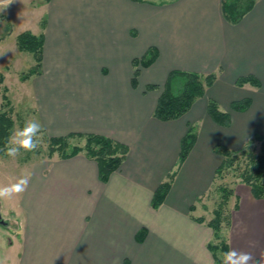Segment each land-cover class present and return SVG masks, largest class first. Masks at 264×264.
<instances>
[{"label":"crops","instance_id":"crops-1","mask_svg":"<svg viewBox=\"0 0 264 264\" xmlns=\"http://www.w3.org/2000/svg\"><path fill=\"white\" fill-rule=\"evenodd\" d=\"M39 2L41 28L32 31L43 33L45 43L42 72L29 78L33 114L50 136L99 133L126 143L129 152L107 182L84 151L35 159L20 208L1 209L16 223H0V261L215 264L208 246L214 231L193 216L211 210L202 205L207 198L198 199L212 190L224 160L215 147L238 150L256 133L264 135V0L237 23L225 17L223 0ZM150 47L158 51L156 60L137 66ZM174 69L215 72L217 78L185 115L164 121L154 111ZM246 75L261 85H238ZM246 97L252 99L247 110L231 109ZM211 98L230 112L229 125L210 116ZM191 127L196 143L165 201L154 208L153 194L175 168ZM231 200L229 250L250 251L256 264H264V198L239 181Z\"/></svg>","mask_w":264,"mask_h":264},{"label":"trees","instance_id":"trees-1","mask_svg":"<svg viewBox=\"0 0 264 264\" xmlns=\"http://www.w3.org/2000/svg\"><path fill=\"white\" fill-rule=\"evenodd\" d=\"M256 0H223V12L228 21L237 23L249 10H251ZM45 37L43 33L35 34L31 30H24L17 36V44L20 50L33 53L36 63L29 69L28 73L23 75V79L40 74L43 67ZM158 51L155 47H150L148 51L136 60L135 64L142 66L151 65L157 58ZM140 68L137 67L132 78L133 85H137ZM217 78L215 72L203 74L196 71H187L174 69L170 71L162 92L158 98L154 116L160 120H175L185 115L193 106L195 100L204 96L206 90ZM5 75L0 71V94L3 98L0 111V153H4L5 144L15 125L13 119L14 108L10 97L8 96L9 88L4 85ZM251 83L260 86V80L254 75L241 76L237 80L238 85ZM158 85L149 84L148 88H156ZM252 104V99L246 97L242 100H236L231 103V109L244 111ZM208 113L219 124L229 125L231 123V114L221 109L215 99H209ZM44 131V130H43ZM73 137L84 138V145H75L67 149L68 140ZM49 156L56 152L63 158H70L82 151L86 155L97 161L99 178L107 182L113 172L118 170L127 154L129 146L119 140L99 133H69L61 136H49ZM197 140V132L193 127L189 128L181 140V150L178 162L175 168L169 173L167 178L161 182L155 190L152 198L154 208H159L165 201L167 194L172 186L173 180L177 175L180 167L189 156ZM260 143V149L257 150L254 145ZM215 151L224 156L223 162L217 167L215 180L212 190L207 194L199 197V201L204 198L219 196V201H215L213 216L207 220L204 216H193L199 222H206L214 231V238L208 246L214 255L215 264H222L220 253L229 250L227 230L232 225V210L229 207L231 198L235 195V184L244 182L251 187L256 198H264V135L256 133L248 143L241 149L233 150L224 145H217ZM231 180H230V178ZM229 178V179H228ZM194 209V205L191 207ZM234 208H238L236 203ZM3 219V217H0ZM0 219V220H1ZM6 223V222H5ZM146 229H142L137 234L139 241L145 237ZM219 241V243H217Z\"/></svg>","mask_w":264,"mask_h":264},{"label":"rangeland","instance_id":"rangeland-1","mask_svg":"<svg viewBox=\"0 0 264 264\" xmlns=\"http://www.w3.org/2000/svg\"><path fill=\"white\" fill-rule=\"evenodd\" d=\"M39 1L40 0H12L11 3L0 10V71L5 75L4 85L9 88V92L7 94L10 97L14 108L13 119L15 120V125L13 131L17 127L22 128L27 119L36 118L31 110V97L27 96L31 89V83L29 80L30 77L28 79L22 78L23 75L28 73L29 69L35 65L36 60L33 53L19 49L17 36L24 30L32 31V29L35 30L41 28V23L38 22L42 10V7H40L41 3ZM2 103L3 98L0 94V111L4 109V107H2ZM42 134V146L35 152H24L21 150V154L16 158H11L6 156L5 153H0V185L14 182L23 174L31 173L30 169L35 159L49 157L48 137L50 135L45 131H43ZM85 141L86 140L81 137L70 138L68 140L67 149L69 150L75 145H84ZM254 147L259 150L260 143L256 142ZM57 153L58 152L55 154ZM23 196L24 193L20 196L13 197L12 199L0 200V213L3 208L5 210L8 208L19 209L21 197ZM207 199L208 200H205L202 205L206 209L211 210H208V212L202 216L209 220L213 216L215 201L219 199V196L213 195ZM231 201L232 200L229 202L230 209H232ZM1 216L5 220L7 226H11L16 223L14 215L12 216L11 211H7L5 215L1 213ZM3 227L4 226L0 224V228Z\"/></svg>","mask_w":264,"mask_h":264},{"label":"clouds","instance_id":"clouds-1","mask_svg":"<svg viewBox=\"0 0 264 264\" xmlns=\"http://www.w3.org/2000/svg\"><path fill=\"white\" fill-rule=\"evenodd\" d=\"M12 0H0V10L11 3ZM43 125L37 118L27 119L22 128L17 127L5 144L6 156L16 158L24 152H35L42 146ZM31 173H25L14 182L0 185V200L12 199L22 195L28 188ZM219 243V241H217ZM222 264H256V257L250 251L231 248L220 253ZM0 264H3L0 261Z\"/></svg>","mask_w":264,"mask_h":264},{"label":"water","instance_id":"water-1","mask_svg":"<svg viewBox=\"0 0 264 264\" xmlns=\"http://www.w3.org/2000/svg\"><path fill=\"white\" fill-rule=\"evenodd\" d=\"M0 217H1V213H0ZM0 223H2V224L5 223V220L4 219H1L0 220Z\"/></svg>","mask_w":264,"mask_h":264}]
</instances>
